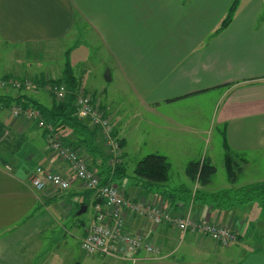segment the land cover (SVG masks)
Instances as JSON below:
<instances>
[{"label": "crops", "instance_id": "crops-1", "mask_svg": "<svg viewBox=\"0 0 264 264\" xmlns=\"http://www.w3.org/2000/svg\"><path fill=\"white\" fill-rule=\"evenodd\" d=\"M233 2L0 0V44L48 53L85 37L76 50H87L89 41L100 46L95 50H103L106 58L99 56V68L116 82L115 92L133 100L137 109L129 112L124 104L107 105L124 156L128 143L137 141L155 149L151 154L166 156L173 168L169 153L175 148L182 150L185 173L190 162L206 158L211 130L223 129L235 169H241L237 182L228 180L226 188H215V175L207 187L189 185L193 191L216 193L264 184V0L239 6L230 25L220 31ZM7 72L11 77L36 76ZM188 104L191 108L184 106ZM60 134L69 145L76 140L70 131ZM30 144L26 145L30 150L19 156L24 155L26 162L18 161L12 168L0 163V264H264V210L257 204L219 210L192 203L185 208L196 220L236 229L239 242L230 247L182 233L171 224L128 216L127 232L158 246L161 257L123 250L111 257L85 255L80 244L94 221L92 194L76 180L68 191H35L30 180L35 161L69 178L72 173L67 163L40 150V143ZM97 145L104 150L101 136ZM78 152L86 156L83 148ZM123 191L134 199L167 204L155 191L138 185L127 183ZM82 196L88 203L81 202ZM79 202L91 211L85 222L70 219Z\"/></svg>", "mask_w": 264, "mask_h": 264}, {"label": "rangeland", "instance_id": "rangeland-1", "mask_svg": "<svg viewBox=\"0 0 264 264\" xmlns=\"http://www.w3.org/2000/svg\"><path fill=\"white\" fill-rule=\"evenodd\" d=\"M249 1L250 0H240L239 6H244ZM82 40L79 39L77 41V44L71 41L72 43L71 42L64 43V45L61 46V48L58 47L51 50L48 49V53L44 52V50L42 49H39V52L35 51L36 49L34 48L24 49L23 47H21L16 49H8L0 44V98L3 96L16 98L23 95L26 96L27 98H33V99L35 98L38 101H41L48 106L49 104L52 105L56 101V97L51 93V87L53 86V84L57 83V81L63 78V71L65 68V64L68 60L73 68V73L77 75L76 76L77 78L76 77L75 78L76 81H78L79 86L80 87L82 86L85 89V91L88 92V94L93 98L94 103L98 105V107H100L110 117V119H111V112L107 106L108 102L112 103L114 107L115 104L118 106L120 104L121 105L124 104L122 105L123 109H126L129 112L131 111L136 112L137 109L133 105L134 104L133 100L126 98L125 95L122 96L121 94H117L115 92V87L117 86L116 82L111 83L107 81L105 78L103 67L99 68V63H101L99 56L101 58H106V56L102 54L103 50L101 51L99 50L98 52L95 50V48L100 46H97L95 44L91 45V41H89V47L87 48V50H84L81 47L80 49L77 50L75 49L76 47H78V43L80 41L82 42ZM32 52L34 54V57H32L31 55ZM24 56H26V58ZM32 60H33L32 62L33 64L30 65ZM23 61L25 63L22 64ZM24 64H27L28 66L23 67ZM9 70L11 71L16 70V74L20 73V75H22L23 73L24 74L32 73L33 75L34 73H36L37 76L41 74V72L43 74L42 76H37V77L35 76L34 78H28L23 76H19V77L12 76L13 77L12 78L11 75L8 74L9 72H7ZM47 73H49L50 76H47L46 75ZM15 80L22 83V88L16 89V88H12V86H8V87L4 86V84L7 83L6 81L12 82ZM26 82H30L29 86L24 85ZM124 92L126 93L125 90ZM120 96H122V98ZM184 106L190 107L191 105L188 104ZM122 108L119 109V107H117V110L122 111ZM13 110L14 108L8 110L0 106V163L7 164V166L9 167L17 165L18 161L19 162L25 161L24 155L21 158H19V156L22 155V153L25 150L29 149L26 146L27 144L31 145L30 143H32L34 146L35 144L37 146L40 143L41 145L40 150H42L43 152L48 150L52 155L56 157L57 162L59 161L66 164L61 158H58L53 153L49 140L45 138V136H43L44 135L43 130H41L34 122H31L30 120H27L24 117L16 118L15 116H13ZM210 137L212 142L210 143V145H207L206 147V158L212 157L215 162L217 173H216V180L214 182V186L215 188H226V186H228L229 178L226 169L223 167L226 156V151L224 149L223 129L221 130L212 129L210 133ZM101 138L103 141V145L102 147L101 146L100 147L104 149L101 150L103 151V153L105 154V156L109 161V163L107 164L112 165V159L114 160L115 156H113V154H111L110 151L106 149L103 137ZM72 142L74 143H72L71 145L68 144V146L73 149V147L77 143V140H74ZM136 144L139 145L136 146ZM74 148L75 149L78 148V145H76V147ZM153 150L155 149L147 148L146 146L145 147L141 146V142H137V141L128 143L127 150L125 151L126 153L125 156L122 149L121 154L116 157L117 159L120 160L119 163H121L122 166L125 167V173L127 177L124 180L120 179L116 181L117 185L121 187L122 190L125 188L127 183L129 185L131 184L137 185L136 184L137 180L134 175V169L144 157L154 152ZM229 154L234 159L233 153H229ZM169 155L174 165L170 171L169 180L166 183V185L174 189H180L181 187L189 188L191 182L188 180L187 175L182 171V166L184 165V161H182L184 160V156L182 155V150L173 148V150H170ZM124 157L126 158V160H124L125 159ZM35 162L36 163L34 164H36V166L30 175V180L35 175L38 169H43V171H48L55 175H60L50 169H46L43 166V164L40 163V161H35ZM88 162L91 165V162L89 160ZM29 163L32 164L31 162ZM70 179H71V187H72V182H74L76 179L73 176H71ZM55 191L60 192L61 190L55 189ZM85 200L87 202V198L85 196H82L81 202L82 201L84 202ZM81 204L82 203L79 202L75 206V212L72 214L70 219L73 220L80 219L84 222L87 220L86 217L91 214L90 209L88 210L87 213L83 214L81 217L79 218L76 217L77 212L79 211V207H81ZM156 204H158L159 207H162L164 210L167 211L170 210L167 206L168 202L166 205L164 204V206L161 202ZM185 211L186 209H183L178 214L177 213L175 214H177L176 216H181L185 218L188 215L187 211L186 212ZM190 218L193 217L190 215ZM196 221H200V222L203 221L218 227L229 228L236 233L237 243L239 242L238 233L236 232L237 230L234 228L232 229L231 227H227L226 225H218L213 222H209L207 219L196 220Z\"/></svg>", "mask_w": 264, "mask_h": 264}, {"label": "built area", "instance_id": "built-area-1", "mask_svg": "<svg viewBox=\"0 0 264 264\" xmlns=\"http://www.w3.org/2000/svg\"><path fill=\"white\" fill-rule=\"evenodd\" d=\"M4 86L22 88V83L12 81ZM30 82L24 85L29 86ZM51 93L57 100H65L69 94L74 95L76 116L88 123L89 127L99 130L105 147L114 160L112 164H120L116 157L121 154V140L115 136L110 117L94 103L93 98L82 87L74 92L68 90L64 84H54ZM13 116L24 117L34 122L46 134L53 153L70 167L72 176L92 194V209L94 221L81 241L80 248L85 255L111 257L117 256L121 250L128 254L145 253L153 258L162 255L161 249L147 241L140 234L127 232L125 228L128 216L144 218L155 225L171 224L182 233H192L209 237L222 247H229L237 243L236 233L229 229L196 221L187 215L185 218L176 216L156 203L134 199L116 184H104L97 172L90 167L88 159L78 151L66 146L55 132V128L42 118L40 112L33 108L15 107ZM31 186L37 192L48 189L67 191L71 188V179L62 175H55L43 169H38L31 179Z\"/></svg>", "mask_w": 264, "mask_h": 264}, {"label": "trees", "instance_id": "trees-1", "mask_svg": "<svg viewBox=\"0 0 264 264\" xmlns=\"http://www.w3.org/2000/svg\"><path fill=\"white\" fill-rule=\"evenodd\" d=\"M240 0H234L228 14L221 24L220 31L227 28L233 21L236 12L238 11ZM55 84H64L68 90L74 92L80 88L78 81L73 73L72 66L67 60L63 71V78ZM54 85V84H53ZM82 87V86H81ZM74 95L69 94L65 100L56 101L51 107H46L35 99L19 96L16 98L3 96L0 98V106L4 109H12L15 107L33 108L40 112L46 123L55 128V132L60 135L62 131H70L76 137L79 148L84 149V153L88 160H91L90 167L94 166L98 176L104 184H116L117 180L126 179L125 167L122 164H110L107 157L98 147L97 142L100 132L97 129L89 127L88 123L79 119L75 114ZM46 136V134H45ZM61 141L64 139L60 136ZM66 146L68 144L64 143ZM76 145L74 147H76ZM69 147V146H68ZM78 151V148H74ZM123 148V144L121 143ZM225 168L231 184H235L239 178L241 169H235L233 158L229 154V145L224 138ZM229 152V153H228ZM101 162H98V161ZM100 163V164H99ZM91 167V168H92ZM172 165L168 158L160 154H149L144 157L134 169L136 184L146 192H156L160 198L169 203V212L171 209L179 213L192 203L201 204L208 208L219 210H230L233 208L244 207L248 204H257L264 210V184H253L242 188H231L218 191L216 193H207L201 190L193 191L187 187L180 189H164L163 187L169 180V175ZM217 173L216 167L212 164L209 158L204 160L190 162L185 170L188 180L192 184H198L201 188L207 187L212 183L214 176ZM121 188V187H120ZM161 193V191H163ZM161 193V194H160ZM177 215V214H174Z\"/></svg>", "mask_w": 264, "mask_h": 264}, {"label": "water", "instance_id": "water-1", "mask_svg": "<svg viewBox=\"0 0 264 264\" xmlns=\"http://www.w3.org/2000/svg\"><path fill=\"white\" fill-rule=\"evenodd\" d=\"M106 80L110 82L111 78L109 75L106 76ZM87 210H88L87 206H82L80 210L78 211L77 216H82L83 214L87 212Z\"/></svg>", "mask_w": 264, "mask_h": 264}]
</instances>
